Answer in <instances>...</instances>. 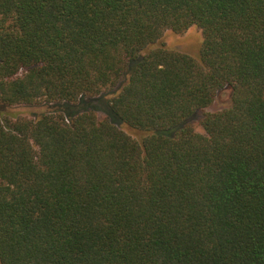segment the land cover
<instances>
[{
  "label": "trees",
  "instance_id": "obj_1",
  "mask_svg": "<svg viewBox=\"0 0 264 264\" xmlns=\"http://www.w3.org/2000/svg\"><path fill=\"white\" fill-rule=\"evenodd\" d=\"M0 264H264V0H0Z\"/></svg>",
  "mask_w": 264,
  "mask_h": 264
},
{
  "label": "rangeland",
  "instance_id": "obj_2",
  "mask_svg": "<svg viewBox=\"0 0 264 264\" xmlns=\"http://www.w3.org/2000/svg\"><path fill=\"white\" fill-rule=\"evenodd\" d=\"M203 39L204 38L201 29H199L197 26H192L184 33H175L171 30L166 31L163 38L160 40V43H163L169 48H174L195 57H199ZM230 104L231 89L224 88L217 93L214 101L211 103V105L205 108L204 111H218L228 107ZM9 109L14 113H18L20 116L36 118L43 112L50 110L51 105L47 103H34L27 105H16L10 107ZM204 111H198L192 118V123L200 132H204V129L201 125ZM124 129L134 138L140 139V135L134 130L127 127H124Z\"/></svg>",
  "mask_w": 264,
  "mask_h": 264
}]
</instances>
